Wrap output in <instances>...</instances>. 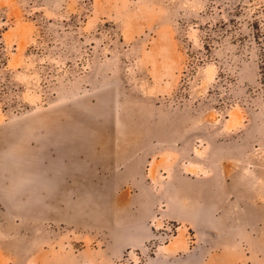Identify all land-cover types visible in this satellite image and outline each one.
I'll use <instances>...</instances> for the list:
<instances>
[{
    "label": "rangeland",
    "instance_id": "rangeland-1",
    "mask_svg": "<svg viewBox=\"0 0 264 264\" xmlns=\"http://www.w3.org/2000/svg\"><path fill=\"white\" fill-rule=\"evenodd\" d=\"M262 73L264 0H0V264H264Z\"/></svg>",
    "mask_w": 264,
    "mask_h": 264
},
{
    "label": "crops",
    "instance_id": "crops-1",
    "mask_svg": "<svg viewBox=\"0 0 264 264\" xmlns=\"http://www.w3.org/2000/svg\"><path fill=\"white\" fill-rule=\"evenodd\" d=\"M240 204L249 205L252 207V197L238 198ZM250 215L247 218V222L250 224L247 228L243 222L241 223L242 231L247 232V234H241L237 237V245H239L238 256L239 259L234 264H252V208H250ZM250 230V231H247ZM244 248H242V247Z\"/></svg>",
    "mask_w": 264,
    "mask_h": 264
},
{
    "label": "trees",
    "instance_id": "trees-1",
    "mask_svg": "<svg viewBox=\"0 0 264 264\" xmlns=\"http://www.w3.org/2000/svg\"><path fill=\"white\" fill-rule=\"evenodd\" d=\"M263 74V76H264V73H262Z\"/></svg>",
    "mask_w": 264,
    "mask_h": 264
}]
</instances>
